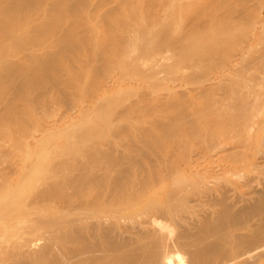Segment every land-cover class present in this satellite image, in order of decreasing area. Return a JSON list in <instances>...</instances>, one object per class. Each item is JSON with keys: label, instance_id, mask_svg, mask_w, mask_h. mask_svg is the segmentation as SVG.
Returning a JSON list of instances; mask_svg holds the SVG:
<instances>
[{"label": "bare ground", "instance_id": "bare-ground-1", "mask_svg": "<svg viewBox=\"0 0 264 264\" xmlns=\"http://www.w3.org/2000/svg\"><path fill=\"white\" fill-rule=\"evenodd\" d=\"M158 1H151L150 10L146 9L148 1L144 3L147 16H143V0H110L93 13V22L87 27L91 32L104 26L106 32L94 33L86 44L73 28V20L86 13L79 7L82 0H0V264H264V150L250 153L251 143L247 144L264 113V79H259L263 86L258 84L256 89L251 82H244L250 86L246 91L247 85L236 82L235 75L233 79L236 70L241 71L238 67L224 72L227 76L211 87L206 76L202 75L204 80L199 77L209 70L202 62L216 60L221 52L225 59L228 54L219 48L230 50L233 33H241L237 34L240 25L237 28L233 25L237 22L228 19L221 23L225 25L222 35L232 39L221 41L219 35L220 39L214 40V32H210L218 23L214 12L226 8L227 0H215L221 7L216 4V9L204 6L203 10L194 0ZM191 5L202 13L194 10L198 16L195 25L188 23L190 29L182 21L197 15ZM207 8L211 9L207 12L213 11L211 15L205 12L210 27L208 19L200 18L208 17L202 16ZM176 11L180 19L184 15L179 28L174 23L179 18L174 19ZM72 13L74 16H69ZM213 13L214 18L210 17ZM218 13L224 14L223 10ZM197 18L206 22L203 27L207 30L199 27L202 23L198 20V25ZM114 25L120 33L115 54L94 66L95 71L104 76L106 69L118 64L124 68L134 58L136 69L130 68V63L127 71L139 68L148 84L156 86L152 89L160 91L161 87L168 89L164 82H174L181 69L199 63L203 71L190 74L191 81H205L208 88L176 89L152 102L153 98L147 100L150 95L141 94L137 104H128L119 114L114 106L121 100L103 97L79 109L73 106V116L49 122L48 129L45 124L43 133H30L38 117L31 112L30 103L15 106L9 99L15 84L58 85L63 70L74 66L63 64L70 57L77 59L82 45L83 52H110L107 33ZM133 52L137 57L132 58ZM122 68L121 76L128 73ZM79 70L83 71V66ZM241 74L238 72L239 77ZM97 83L95 87H99ZM241 89L250 95L246 97ZM153 90L144 91L150 94ZM54 99L46 102L44 113H49ZM65 117L81 124H75L76 129L72 122L65 132ZM3 122L17 130L2 132ZM104 129L109 133L127 129V139L134 135L137 140V156L124 170L118 169L116 148L104 151ZM142 129L163 130L165 135L158 140L150 130ZM227 129L232 135L227 136ZM152 156L160 159L161 165L147 171L144 166L154 163L149 161ZM133 167H142L141 176H131Z\"/></svg>", "mask_w": 264, "mask_h": 264}, {"label": "rangeland", "instance_id": "rangeland-1", "mask_svg": "<svg viewBox=\"0 0 264 264\" xmlns=\"http://www.w3.org/2000/svg\"><path fill=\"white\" fill-rule=\"evenodd\" d=\"M151 1H154V0H143V2H141L143 4V5L140 4L142 6L141 12H142L143 16L144 15L147 16L146 13H145V12H147L146 9L150 10L151 7L154 5V3L152 4ZM157 1L158 0H155V3ZM161 1H163V0H161ZM161 1H158V2H161ZM195 1H198L197 5H198L199 8H201L203 6L201 10H203L204 6L206 8L208 6L210 7V6H213V5L217 4V3H215V0H210V2L211 1L213 2V3L211 2L212 4H210L209 0H204L205 5H202L204 3H202L201 1H203V0H194V2ZM199 1L201 2L200 4H199ZM218 1L221 2V1H224V0H217L216 2H218ZM146 2H147L148 5H146V9H145V4L144 3H146ZM220 2H219V6L217 4L218 7H221L220 6ZM226 2H228L227 4L230 5V6H227ZM109 3H110V0H82V2L80 3L79 7L85 9L86 13H85V16L84 15L82 16V18H80L81 14H79L78 18L73 20V24L75 25L73 28H75L77 30V32L80 35V39L84 43L90 44V37L93 36L94 33L96 35H102L103 31L106 32L107 28L104 27V26H101L99 29H96L95 31H91V32L87 31V27H89L91 25V23L93 22L92 21L93 13L96 10L101 9L102 7L106 6ZM224 3H225L226 8L223 6V4H221L224 7V9L223 8L219 9L216 6V8H217L216 11L217 12L216 11L214 12L215 16L217 18L216 21H218L219 25L221 23L223 24L224 20H227V19L230 20V21H233V22H237V24L233 23V25L235 27H237V28L240 25L238 30L240 29L241 31H237V34L239 32H241V33L243 32L244 34L240 33L241 35L240 34L235 35L236 33H233L234 34V38L232 36L227 37L228 34H226V33L223 34L224 35L223 36L222 35V32L224 30L222 28L223 25L221 24L220 29H218L219 25H218V23H216L215 19H213L212 23L215 21V23L217 24V25L216 24L213 25V27L216 26L214 29L215 30L217 29L218 32H216L217 30L215 31L214 29H212V31H210L211 30L210 29V30H208V32L210 31L212 34L214 32V34H213V35H215V37L213 36L214 40H216V39H218L220 37L222 39H220V38L219 39L221 41L222 40L224 41V40L230 39V37H231V39L233 38L232 39L233 41L232 42L230 41V42H231V44H233V42H234V44L231 45L232 47H230L231 48L230 50L226 48L227 46H225V48H223V47L219 48L220 49L219 51H223V54H225L224 52H226V54H228L225 59H224L223 55H220V54H222V52H221L220 54H217V57H216L217 59L216 60H214L215 59L214 58L212 60L208 59V61H206L205 63L202 62V67L207 68L209 70L207 72H205V73L203 72L204 74H201V76L202 75L206 76L205 79H207V82L209 83L211 81L212 84L211 83L208 84L205 81L204 82L201 81L204 76H202V77L199 76L201 78V80L199 82L205 83V85L208 84V86L211 87L213 84H216L215 82H218L219 80H221V79H223V78H225L227 76V75H225L227 73V70H228V73H230L233 70V67H234V69L236 67H238L236 69L241 70L243 73L241 71H238L239 74L242 73L241 74L242 76L239 77L238 76V72L236 70V73L233 74V76L234 75L236 76V82H240L242 86L244 85V87L249 82H251L254 86L256 85L255 88H254V89H256V88H258V84L259 85L262 84L261 80L264 79V72L263 71H262L263 73L260 72L261 70H264L263 69L264 68V62H263L264 61V0H261V1L260 0H231L230 2L227 0V1H224ZM72 4H73V2H70V6H72ZM195 4H196V2H195ZM192 5H191V7H192ZM197 5H195V6H197ZM147 6H148V8H147ZM169 7L171 8L170 4L168 5V10H170ZM193 7H192V9H193ZM213 7L211 9L215 10L216 8L214 7L215 8L214 9ZM196 8L197 7H194V9L192 10L193 14L195 13V11H196L195 9ZM199 8H197V11L199 12V13L198 12L197 13L201 15L202 12H200ZM227 8H228V10H227ZM182 9H183V7H182ZM182 9H181V11L179 9L180 13L182 12ZM211 9L210 8H207V10L205 9L203 11L204 14H202V16L203 15L205 16L206 14L211 15L213 11L211 13L207 12V11H209ZM220 10L221 11L223 10V13H224L223 16L221 15L222 12L218 16V14H219L218 11H220ZM226 10H227V12H226ZM258 11H259V14H258ZM191 12H190V17L193 16V15H191L192 14ZM205 12H206V14H205ZM230 12L234 13L232 15L233 18L230 17V15H231ZM176 13H177V11H176ZM180 13H177V16L175 14L174 19H175V17L176 18L179 17ZM214 13H213V16H210V17L214 18ZM216 13H218V14H216ZM227 13L228 14L230 13V15L228 16ZM236 13H238V15H236ZM182 14H184V12H182ZM182 14H181V17L183 18L184 15L182 16ZM196 14H194V15H196ZM198 14L196 16H194L193 20H191V18H193V17H191L190 19L189 18L187 19L188 16L186 14L187 17H185V19H186L185 23H184V21H182V24H184L185 27L187 25H188V27H190L189 24H191V26L195 25V21H196L195 19L198 16ZM225 14H226V16H225ZM209 15H206L208 17H201L200 16V18L203 19V20L208 19V21L206 20L207 24H206L205 21H203V22L210 27L211 20H209L210 19ZM241 15H242V17H241ZM243 15H245L244 18H243ZM69 16H74V15L72 13ZM234 16L237 17V19ZM229 17H230V19H229ZM182 18L180 19V17H179V18L175 19L174 23L176 25V28L181 27L182 24L180 25L179 22H181V20L184 19V18L183 19ZM231 18H232V20H231ZM30 20H31V16H29L28 19L25 20V24L29 25ZM67 20H69V19H67ZM189 20H190V22H188ZM198 20L200 22V19L197 18V22L196 23H198V25H199ZM191 21H192V23H194L193 25H192ZM220 21H222V22H220ZM177 22H178V24H177ZM203 22L202 21L200 22V23H202L201 24L202 26L200 25L199 27H202L204 29L206 27H203L205 25V24L203 25ZM70 23H71V21H70ZM73 24L71 25V27L73 26ZM198 25H196L197 28H198ZM241 25H243L244 31H242L243 28H242ZM184 26H182V29H183ZM185 27H184V29H185ZM115 28H117L116 25L113 26V31L107 33L108 34L107 40H108V44H109V47H110V52L109 53H101L100 52V53H97V54L96 53L94 54L93 52L87 53L86 51L83 52V45H82L80 51L75 56V57H77V59L70 57L69 60L66 61L67 64H63V65H67V66H73V65L74 66L72 68L66 67L63 70L62 75L60 77L61 80L58 82V85H57V83H55V84H33V83L23 84V83H21L19 81L15 84L14 90H13V94H12L11 98H9V99H11L12 101L15 102V104H14L15 106H18V105L20 106V105L25 104V103H30V105H31L30 109H32L31 112H33L34 114L36 113L35 115L38 117L36 119V121H33V123L31 124V127L29 129L30 133H32V134H40V132L43 133L44 132L43 130H46V128L44 129L45 124H46L47 129H48V126L50 127V125L53 122H55L56 119L58 121L59 117L64 118V116H67L68 114H70V115H68V117L73 116L74 112L71 115V112H72L71 109H74V108L76 109V107H78L77 109H79V108L83 107L84 105H86L87 103H94L95 101H97V99L100 100L102 98L101 100H103V97H104V99H108V97L111 98L112 96H114V97H116V98L113 99L114 101H116L117 98H119L117 100H121L120 101L121 102L120 105L118 103H116V105H118V106H114L115 110L117 109V114H119L120 111L123 112V109H125V107L128 104L130 105V103H132V105H133V103H135V101L136 102L140 101L139 98L141 97L140 96L141 94H143L142 97L143 96L146 97V96L150 95L148 97V99L147 98H145V99L149 100V98L150 99L153 98V99H151V102H152V100H155V99L157 101V99L159 97H162L163 95H164V97H166V95L167 96L170 95L172 92H175L176 89H177L176 91L191 92L193 89L199 91V89L202 86H203V89L206 88V87L208 88L207 85L204 86V84H201V83L199 84V82H196V84H195V83H193V81H191L192 79L190 78V76H191L190 74L196 73V75H200V73L203 71L202 68L200 69L201 65L199 63H197L195 65H189V66L184 67L183 69H181L178 77H176V79H175L176 82H175V80H174V82L173 81L170 82L172 85H174L173 88L171 87L172 86L171 84H166V81H165L163 86L166 87V88L168 87V89H164V88L162 89V87H161L162 92H161V90L160 91L158 90L160 88L155 90L156 86L155 85H151L152 82L150 83V85L148 84L147 78L144 79L145 78V77H143L144 74H143L142 71L140 72L139 68H137L136 71L132 70V69H136V68L133 67V65L135 66V64L134 63L132 64V61L134 59L133 55H135L134 52L131 55L133 59L129 63L127 62V66L130 63L132 64V66H130V68H132L131 72H128L129 70L127 71V68H126L127 66L124 67V68H126V69H124V68H122L124 65L121 67V65H119V64L115 65V67L113 69H111V70H107L106 69L105 71L107 72V75L105 74L104 76L101 73L95 71V69L97 68L98 64L100 65L105 60V58L109 57L110 55L113 56L115 54V50L117 49V38L120 37L119 36L120 33ZM237 28H235V29H237ZM190 29H191V27H190ZM188 30H189V28H188ZM205 30H207V28ZM116 31H117V33H116ZM205 32H207V31H203V34H207ZM210 32H209V35L207 34L208 36H211ZM224 32H225V30H224ZM225 35H227V36L225 37ZM56 38H53L52 40H55ZM228 48H229V46H228ZM58 49L60 51L61 47L58 48ZM226 49H227V51H225ZM219 51H218V53H219ZM8 52H9V50L6 51V54H8ZM137 54H139V53H137ZM218 55H219V57L221 56L220 57L221 61H219V62H217L218 61ZM135 56L137 57V55H135ZM254 56H256V57H254ZM71 60H73V61H71ZM82 60H83V62H82ZM76 62H78V63H76ZM79 64H80V66H79ZM137 65L135 67H137ZM78 66L79 67L83 66V71H80ZM94 66L96 68H94ZM229 66H230L231 70H229L230 69ZM261 66H263V67H261ZM142 67L145 68V70L147 69L145 66L141 65V69H143ZM244 67H246L247 69L246 68L244 69ZM121 68H122V70L124 69V72H126V71L128 72V73H125V74L123 73V75H127L126 76L127 78L124 76L126 78V80H125V78H123L122 81L119 80L121 77H123V75L121 76V74L123 72V71H121ZM138 70L140 72L139 76H138V74H139ZM145 70H143V71H145ZM76 72H78V74ZM120 72H121V74H120ZM136 72H138V73H136ZM224 72H226V73H224ZM244 72L245 73L247 72V73L244 74ZM99 74H101V75H99ZM243 74L245 76H243ZM256 74L257 75L259 74V75L256 76ZM196 75H194V76H196ZM235 76L233 77L234 80H235ZM250 76H251V78H249ZM70 77L72 78V80H71ZM186 77H187V80H186ZM188 77L190 79H188ZM192 78H193V76H192ZM252 78H255V80L258 78V83H256L257 80L255 81ZM65 79H67V81ZM111 79H113V80H111ZM195 79H197V78L195 77L194 80ZM215 79L216 80L218 79V80L216 81ZM259 79H261V80H259ZM107 80H108V82H107ZM110 80H111V83H110ZM115 80L117 82H119V83L112 82V81H115ZM203 80H204V78H203ZM64 81L67 82V83H65ZM190 81L192 82V84L194 86H192ZM246 81H247V84L244 83ZM97 82H99V83H97ZM100 82H101V84H100ZM106 82L110 86H108L107 84L105 85ZM167 82L169 83L168 80H167ZM96 83H97V85L99 87H97V86L95 87ZM112 83L115 86L117 84V87H113V86L111 87ZM251 83H249V84L252 85ZM130 84L133 85V86H131ZM175 85L176 86L178 85V86L176 87ZM182 85H183L184 88L182 87ZM187 85L190 88H188ZM129 86H130V88H129ZM149 86H151V88ZM152 86L155 87L154 90L152 89ZM248 86L249 85H247V88L245 87L246 91L249 90ZM262 86H263V84H262ZM66 87H68V89H72V90L66 91L65 90ZM145 87L147 88V90L149 92L150 91L152 92V90H153L155 93H150L149 94V92H145V91H147ZM93 88H94V91H93ZM96 88H97V91L95 90ZM195 88H198V89H195ZM173 89H174V91H173ZM203 89H200V90H203ZM252 89H253V86H252ZM263 90H264V86H263ZM170 91H172V92H170ZM242 91H243V89H241V92ZM246 91L244 90L242 93L244 94ZM157 92L159 93L158 94L159 96L155 95ZM251 92H252V90H251ZM245 94H246V97L250 95L248 92H246ZM247 94H249V95H247ZM105 97H107V98H105ZM52 98L53 99L54 98L55 99L58 98V99L57 100L54 99L53 104H52V106L50 108L51 110H49V113L48 112L44 113V111L42 109L47 107V106H45L46 102L50 103L49 100L52 99ZM160 99H162V98H160ZM124 100H125V102L122 103ZM54 104H57V105L54 106ZM135 104H137V103H135ZM73 106H74V108H73ZM114 107H113V110H114ZM67 111H69V112L67 113ZM64 112L66 113V115H64L65 114ZM262 114H264V113H261V115H260L261 116V119H260L261 122L257 125L258 128L256 127V129H254L253 132L251 133V137H252L250 139L251 142L247 143L248 147H249V145L251 143V145H250L251 147L249 149L250 151L248 150L250 153L252 151L256 152V151H263L264 150V146L262 148V145H264V115H262ZM43 116H44V119L41 118ZM62 118H60V119H62ZM67 118L65 117L67 125L64 124V126H63L64 128H65V126H67L65 128V130H63L65 132L68 131L67 130L68 128L70 129L69 126H71L72 122H75V123L72 124V126H75V124L77 126L81 124V121L78 124V122H77L78 120L74 121L72 117H71V119H67ZM148 119L150 120V118H148ZM148 119L146 121H148ZM43 120H44L45 123L43 122ZM65 120H64L63 123H65ZM144 121H145V119H144ZM3 124H5V122H3ZM4 126H5V128H4V130L2 132L6 131V133H10L12 131L17 130L13 124L7 123ZM75 127H72L71 131ZM59 129H63V128H59ZM76 129H77V127H76ZM126 130L127 129H118V130H113L112 132L109 133L108 129L107 130L104 129L103 132L105 131V133H103L104 136H102V138L105 137L104 148H106V149L104 151H107V150L108 151H110V150L112 151L113 147H114V149L116 148V150H113V152H114V154H116L115 158L118 161V163H117L118 164V169H122V170H124L123 168L126 167V165L129 164L133 160L135 155L137 156V154H136L137 152L136 153L134 152V146L137 144V140H136L135 136L133 135V137L129 141L127 139L128 134H127ZM134 130H136L137 132L140 131V129H134ZM142 130H145V132H146V130L147 131L150 130V132H152L151 134L153 135V138L158 139V140H160V138L162 139L164 137V135H165V134H163L164 133L163 130H161V131L157 130V129H142ZM227 130H228V132H226V133H228L227 136L228 135H232L230 133L231 130L230 129H227ZM59 140H62V138H59ZM103 140H104V138H103ZM138 146H140L142 148L141 144H138ZM109 147H110V149H108ZM150 152H153V150H151ZM81 159L84 160V158H81ZM159 160L160 159H157V161H156L153 156L150 157L149 161H153L154 163L152 165L144 166L145 170H147V171H155V170H152V168H158V167L160 168L161 164L159 165ZM133 165H136V163H133ZM141 169H142V167H133V169L131 170V176L133 178L141 176V174H142L141 173Z\"/></svg>", "mask_w": 264, "mask_h": 264}]
</instances>
